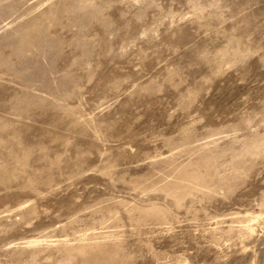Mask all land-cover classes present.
Listing matches in <instances>:
<instances>
[{
    "label": "rangeland",
    "instance_id": "obj_1",
    "mask_svg": "<svg viewBox=\"0 0 264 264\" xmlns=\"http://www.w3.org/2000/svg\"><path fill=\"white\" fill-rule=\"evenodd\" d=\"M0 264H264V0H0Z\"/></svg>",
    "mask_w": 264,
    "mask_h": 264
}]
</instances>
